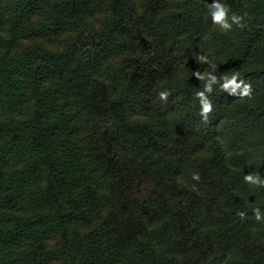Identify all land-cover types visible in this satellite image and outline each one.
I'll use <instances>...</instances> for the list:
<instances>
[{"label":"trees","instance_id":"trees-1","mask_svg":"<svg viewBox=\"0 0 264 264\" xmlns=\"http://www.w3.org/2000/svg\"><path fill=\"white\" fill-rule=\"evenodd\" d=\"M248 174L264 0H0V264H264Z\"/></svg>","mask_w":264,"mask_h":264},{"label":"clouds","instance_id":"clouds-1","mask_svg":"<svg viewBox=\"0 0 264 264\" xmlns=\"http://www.w3.org/2000/svg\"><path fill=\"white\" fill-rule=\"evenodd\" d=\"M215 8L218 9V11L215 12V14L212 15V21L214 24H219L221 25V27L225 28V29H230L231 25L227 22L228 17H227V13L224 9V7L221 4H215ZM241 17H238L236 15H233L231 17V20L233 23L237 24L240 27H243L242 23H241ZM195 75L197 77H199V73H195ZM213 82H215V77H213ZM230 84H235V80L233 79L232 81H230L229 83H225L223 84V87L226 89L230 86ZM206 91H211V87L210 86H206ZM198 95L203 96V93H199ZM244 96H248L249 93L246 91L244 94ZM162 97H165V93H161ZM212 110L211 105L209 102H207V100H203L202 101V112L201 115L207 119V113H209ZM193 179L198 180L199 176L198 175H194ZM245 182L249 183V184H254V185H259V186H264V180H261L258 174H248L245 175L244 177ZM256 212V218L257 220L260 219V215H259V209H255L254 210ZM239 215L243 218V216L245 215L244 213H239Z\"/></svg>","mask_w":264,"mask_h":264}]
</instances>
